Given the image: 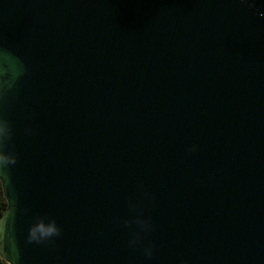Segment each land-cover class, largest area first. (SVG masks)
I'll use <instances>...</instances> for the list:
<instances>
[{"label": "water", "instance_id": "95a60500", "mask_svg": "<svg viewBox=\"0 0 264 264\" xmlns=\"http://www.w3.org/2000/svg\"><path fill=\"white\" fill-rule=\"evenodd\" d=\"M0 257L264 264V0H0Z\"/></svg>", "mask_w": 264, "mask_h": 264}, {"label": "trees", "instance_id": "16d2710c", "mask_svg": "<svg viewBox=\"0 0 264 264\" xmlns=\"http://www.w3.org/2000/svg\"><path fill=\"white\" fill-rule=\"evenodd\" d=\"M6 208H7V200L4 196L3 187L0 182V213L3 214ZM0 264H8V263L0 257Z\"/></svg>", "mask_w": 264, "mask_h": 264}, {"label": "clouds", "instance_id": "9594fccd", "mask_svg": "<svg viewBox=\"0 0 264 264\" xmlns=\"http://www.w3.org/2000/svg\"><path fill=\"white\" fill-rule=\"evenodd\" d=\"M6 132H8L7 125L4 122H0V142H2ZM0 215H2V213H0Z\"/></svg>", "mask_w": 264, "mask_h": 264}]
</instances>
